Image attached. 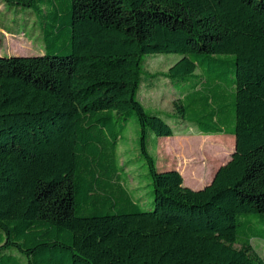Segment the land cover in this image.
Returning <instances> with one entry per match:
<instances>
[{"label":"trees","instance_id":"1","mask_svg":"<svg viewBox=\"0 0 264 264\" xmlns=\"http://www.w3.org/2000/svg\"><path fill=\"white\" fill-rule=\"evenodd\" d=\"M3 1L44 51L0 55V264H264V0ZM159 53L180 58L144 77ZM159 75L176 122L235 136L201 189L150 151L179 132L139 97ZM131 121L147 173L123 162Z\"/></svg>","mask_w":264,"mask_h":264},{"label":"rangeland","instance_id":"2","mask_svg":"<svg viewBox=\"0 0 264 264\" xmlns=\"http://www.w3.org/2000/svg\"><path fill=\"white\" fill-rule=\"evenodd\" d=\"M35 22L33 13L27 15V10L16 6H8L3 0H0V55H38L43 53L42 33ZM180 55L178 54H150L144 57V77L155 74H164L168 72L169 67L174 64ZM177 96L176 90L173 88L169 79L163 75H159L154 79L153 85L149 86L143 83L139 92V97L146 107V110L152 113H160L164 117L170 116L171 121L174 120V127L177 126L179 132L170 137H156L150 140V151L158 159V166L162 169H178L186 171L187 181L185 185L200 189L209 184L216 171L220 166L227 163L231 156L232 150L220 144L213 143L211 140L219 138H230L235 143V136L230 134H216L205 136L196 128H187L177 121V113L174 111L173 100ZM138 133V125L135 121L128 124L126 131L127 141L121 146V154L123 162L133 159L137 156L136 139ZM214 137V138H211ZM207 141V145L202 148V144ZM231 141V142H232ZM209 159L206 160L207 156ZM216 158L223 162H214ZM136 167L141 172L147 173V167L143 159L137 156L134 161ZM127 166V165H126ZM130 174V185L134 189L139 186L137 172L135 167L128 166ZM209 176L205 182H201V178ZM185 179V178H184ZM150 182V180H149ZM151 186L146 187V191H150ZM144 191H142L143 193ZM151 200V196H148ZM149 208L150 205H145ZM253 246L258 253L264 258V240L255 238Z\"/></svg>","mask_w":264,"mask_h":264},{"label":"water","instance_id":"3","mask_svg":"<svg viewBox=\"0 0 264 264\" xmlns=\"http://www.w3.org/2000/svg\"><path fill=\"white\" fill-rule=\"evenodd\" d=\"M22 56H26V55H22ZM233 153V152H232ZM205 187V186H204ZM203 188V187H202ZM201 189V188H200Z\"/></svg>","mask_w":264,"mask_h":264}]
</instances>
